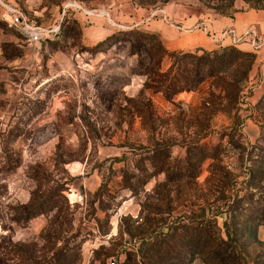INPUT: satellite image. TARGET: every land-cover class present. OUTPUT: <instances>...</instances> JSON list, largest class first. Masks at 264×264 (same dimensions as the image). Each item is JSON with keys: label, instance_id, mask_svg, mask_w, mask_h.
<instances>
[{"label": "rangeland", "instance_id": "obj_1", "mask_svg": "<svg viewBox=\"0 0 264 264\" xmlns=\"http://www.w3.org/2000/svg\"><path fill=\"white\" fill-rule=\"evenodd\" d=\"M4 1L56 32L30 43L0 6V264H212L195 243L203 233L230 234L235 264H264V174L250 176L256 160L264 171V68L254 61L240 91L215 78L191 88L177 65L203 51L169 50L154 32L162 21L264 13V0ZM199 148L217 160L188 170ZM168 227L183 235L176 253L150 246L142 257V238Z\"/></svg>", "mask_w": 264, "mask_h": 264}, {"label": "trees", "instance_id": "obj_2", "mask_svg": "<svg viewBox=\"0 0 264 264\" xmlns=\"http://www.w3.org/2000/svg\"><path fill=\"white\" fill-rule=\"evenodd\" d=\"M142 36H149L146 33H140ZM119 34H112L109 35L105 41H113L114 39H117ZM115 43V41H113ZM160 47L163 52H167V49L162 45V42L160 41ZM226 44V45H224ZM222 45V48L213 50V51H207L203 50L202 54H192V53H184L185 57L190 58L192 61H190V64L192 65L191 68L185 67L184 69H180V65H177V70L179 72L185 73L182 75L183 78L188 82L187 85L192 87H196L198 84L203 82L206 79L209 78H215L219 79L217 82L219 86H221L224 90H238L240 91L241 85L244 81H246L249 77L250 71L252 69L253 63L255 61V54L250 53L247 51H243L240 48H237V45H233L231 43L227 44L224 43ZM142 46L143 44H139ZM235 46V47H233ZM161 63V62H160ZM180 62H178L179 64ZM161 68V67H160ZM234 70V77L229 80H225L224 78H221L222 74L228 73L229 71ZM241 72V75L239 76V73ZM166 77V76H165ZM190 78V79H189ZM162 82V81H161ZM179 81H169L167 82V87L169 89L172 88H179ZM264 100V99H263ZM262 100V102H263ZM217 148V147H216ZM216 148L213 149V151H208L209 149L206 148H199L197 150V154H188L186 157V168L188 170L193 169L191 166L193 165V161L196 158H209L212 160V162L217 160L216 155ZM166 153V150L162 147L157 148L153 153V162L156 166H159V168H163V166L167 164V157L164 155ZM168 156V154H167ZM170 159V154L169 157ZM212 163V165H215ZM256 163L255 167L258 166L257 169L253 168L251 172V181L253 182L255 179V176L258 174H264V171L259 172V170H262L263 162L261 160L254 161V164ZM225 169H222L224 171ZM221 171V170H220ZM218 171L216 168V171L212 173L213 177L216 181H226V178L229 177V171L226 170L222 173ZM223 174L220 177H217V175ZM187 177V176H186ZM260 178H263L260 176ZM223 185V187H220L218 191L221 190L224 193V187L228 184ZM41 206V205H39ZM55 205L53 203H50L48 206L42 205V207H32L30 209L24 208L26 211L25 218L28 220L31 217L37 216L39 214H43L45 212H49L52 209H54ZM183 229H187V225L182 226ZM167 232H164L162 237H143L142 238V245L147 244L149 247L143 249V247L140 248V254L142 252V257H145L147 254V251L149 250L150 246L152 247L150 251H152V255L158 256L162 255L165 257H168L172 253H176L177 247L176 242L179 240L180 242L183 239V235L178 233L177 229H172L168 227L166 229ZM203 231V230H202ZM178 235V236H177ZM203 240V242H201ZM197 245L202 247V249H206L205 254H207L212 261L211 263H217V264H235V258L236 255L234 253V248L232 243V239L230 237V234H228V239L225 240L223 237H221L219 240L211 239L207 237L206 234H202L197 237L196 242ZM70 258V257H69ZM74 260V259H73ZM72 259L70 260L73 261ZM71 264V263H70Z\"/></svg>", "mask_w": 264, "mask_h": 264}, {"label": "crops", "instance_id": "obj_3", "mask_svg": "<svg viewBox=\"0 0 264 264\" xmlns=\"http://www.w3.org/2000/svg\"><path fill=\"white\" fill-rule=\"evenodd\" d=\"M199 24L206 25L209 30L218 34L229 28L235 29L239 34L248 28L255 29L262 34L264 33V13L257 10H246L230 16L188 17L174 27L162 21L160 25L154 27V32L161 36L169 50L203 51L220 47V44L212 41L202 28H197L193 32L185 31L186 28ZM225 43L229 44L230 39H226ZM237 47L244 51L253 52L256 56L255 65L264 68V46L260 49H254L250 43L242 42Z\"/></svg>", "mask_w": 264, "mask_h": 264}, {"label": "built area", "instance_id": "obj_4", "mask_svg": "<svg viewBox=\"0 0 264 264\" xmlns=\"http://www.w3.org/2000/svg\"><path fill=\"white\" fill-rule=\"evenodd\" d=\"M0 6L4 11V16L2 18L7 25L21 33L30 43H39L47 40L56 32L55 27L47 28L32 20L18 5L0 0ZM197 28H202L212 41L220 45H223L226 39H230V43L233 45L248 42L254 49H260L264 46V33L261 34L252 28L246 29L241 34L232 28L224 29L220 34H216L209 30L206 25L200 24L185 30L186 32H193ZM112 264H116V262L112 261Z\"/></svg>", "mask_w": 264, "mask_h": 264}]
</instances>
